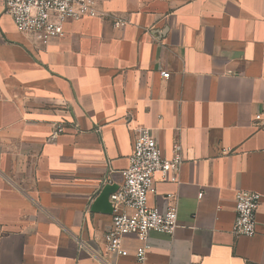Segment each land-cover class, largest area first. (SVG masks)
<instances>
[{
	"label": "crops",
	"instance_id": "0c3cea01",
	"mask_svg": "<svg viewBox=\"0 0 264 264\" xmlns=\"http://www.w3.org/2000/svg\"><path fill=\"white\" fill-rule=\"evenodd\" d=\"M97 1L42 45L0 0V264H264V0ZM143 128L182 145L149 199L177 228L112 255L97 202ZM238 190L262 195L252 237L232 233Z\"/></svg>",
	"mask_w": 264,
	"mask_h": 264
},
{
	"label": "built area",
	"instance_id": "2783aa9c",
	"mask_svg": "<svg viewBox=\"0 0 264 264\" xmlns=\"http://www.w3.org/2000/svg\"><path fill=\"white\" fill-rule=\"evenodd\" d=\"M6 12L12 17L17 30L31 37L35 42L48 45L51 40L63 36L65 24L85 18L100 16L97 0H5ZM121 22H116L118 26ZM169 78L170 72L162 71ZM262 120V113L256 116ZM65 131L59 125L55 135ZM173 155L164 156L153 132L141 129L133 140L130 165L123 171L124 184L110 195L112 227L104 235L106 251L112 255L125 252L123 239L136 235L146 239L150 231L173 235L177 228L178 209L175 204L166 207L150 204V196L157 192L156 174L167 176L177 171L183 163L182 145L173 146ZM203 193L199 194L202 197ZM172 194L166 198H172ZM262 195L257 192L238 190L235 194L236 218L232 233L235 236L252 237L257 232V209ZM148 246L136 251L144 261Z\"/></svg>",
	"mask_w": 264,
	"mask_h": 264
},
{
	"label": "water",
	"instance_id": "95a60500",
	"mask_svg": "<svg viewBox=\"0 0 264 264\" xmlns=\"http://www.w3.org/2000/svg\"><path fill=\"white\" fill-rule=\"evenodd\" d=\"M118 189H119L118 186H112V185L105 186L101 191L97 205L101 206L104 209H110L111 212L110 195Z\"/></svg>",
	"mask_w": 264,
	"mask_h": 264
}]
</instances>
